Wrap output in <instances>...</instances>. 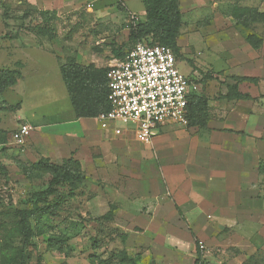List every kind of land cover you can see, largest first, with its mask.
<instances>
[{
  "label": "crops",
  "instance_id": "1",
  "mask_svg": "<svg viewBox=\"0 0 264 264\" xmlns=\"http://www.w3.org/2000/svg\"><path fill=\"white\" fill-rule=\"evenodd\" d=\"M132 1L135 0H26L30 7L55 13L57 17L69 9L76 11L86 7L87 14H91L88 19L95 39L104 43L108 38L111 42L107 48L113 60H106L108 67L119 60L114 58L116 49L112 48V40L116 37L109 35L113 24H120L121 33H127L128 38V28L144 19L141 1L136 0L140 2L138 13L129 9L128 3ZM178 1L182 22L177 38L180 53L187 41L197 37L205 39L206 43L217 41V49L224 51L222 42L231 46L224 60L226 69L218 74H213V70L200 69L186 59L190 63L186 65V76L191 80L193 92L207 101L208 120L204 127H183L166 122L157 127L150 143L145 144L136 140L129 131L122 136H115L110 130L95 131L86 123L95 122V118H76L69 101L73 115L66 123L70 126L68 130L41 136L33 135L37 129L33 128L27 140L34 136L30 147L40 148L42 155L50 158L57 156L60 162L74 157L79 161L85 178L98 177L101 188L118 205L113 216L121 217L120 220L132 230L138 229L141 236L139 247L150 250L153 257L167 255L173 248L175 252H184L192 257L198 252V243L202 242L206 250L204 264H245L249 259L260 261L264 259V99L260 97L263 93L260 87L264 86L262 48L255 50L246 43L248 29L237 26L231 12L229 18L221 14L226 0ZM115 6L117 11L112 13ZM225 8L226 11L231 10L230 6ZM118 13H123V16L119 18ZM220 20H231L233 28L239 33L221 31L218 26ZM193 25L211 27L212 31L208 28L202 34L189 31ZM240 36V43L235 42L234 45L230 41ZM14 40L19 43L11 46L13 52L23 53L24 59L14 64H21L22 80V70L28 57L25 49L33 46L35 58L44 59L49 54L46 48L49 39L37 34H20ZM209 46L214 45H206ZM213 48L209 47L207 51L212 52ZM181 56L184 58L183 53ZM55 59L58 72L60 66L70 60L68 57L64 62L60 58ZM75 63L84 66L92 64L98 69L108 68L87 60H75ZM199 69L206 74L211 73L210 80L198 83ZM242 78H256L258 82H237ZM218 84L221 85L216 87ZM232 86L237 87L239 94L248 95L251 99L229 96L228 88ZM91 146H98L99 149ZM30 147L25 144L31 157ZM94 151L97 153L94 154ZM206 255L216 259L215 262L205 261ZM255 262L252 261V264Z\"/></svg>",
  "mask_w": 264,
  "mask_h": 264
},
{
  "label": "rangeland",
  "instance_id": "2",
  "mask_svg": "<svg viewBox=\"0 0 264 264\" xmlns=\"http://www.w3.org/2000/svg\"><path fill=\"white\" fill-rule=\"evenodd\" d=\"M139 5L140 2L138 3L136 0L128 3L129 9L135 13L139 12ZM233 5L252 8L260 14H264V0H226L221 9V14L223 13L225 18H229L228 14L232 11ZM227 6L231 7L230 11H226L225 7ZM116 8L115 6L112 9V13L117 11ZM86 10V7L76 11L69 9L64 15L57 17L55 13H45L30 7L26 0H0L1 69L15 68L14 64L18 60L24 59L22 52L14 53L11 47L17 42L19 43L14 39L20 34L36 36V27L48 21L51 26L55 27L57 35V39L46 40L49 54H46L44 59L35 58L36 52L32 50L33 46L25 49V54L28 57L27 64L22 70L24 79L20 80L16 87L7 89L1 97L0 144L5 145L7 151L0 153V163L6 170V173H0V264L19 263L17 250L21 247V239L17 233L19 221L17 213L21 210L31 209L35 203L32 195L45 190L49 182L47 174L37 172L27 174L20 166L30 167L41 158H46L54 164H61L64 160L60 162V158L57 156L50 158L42 155L40 148H31L34 136L25 143L30 147V157L25 145L21 148L10 145L11 133L22 122L31 124L34 129L37 128L33 135L41 136L54 132L61 134L70 127L66 123L73 112L66 88L56 68L55 57L60 58L62 62L68 57L74 62L75 60L81 62L87 60L99 65L104 64L106 67L109 65L106 60H113V56H110V50L107 48L111 46L109 45L110 40L106 38L104 43H99V40L95 39L94 30L91 31L92 26L88 19L91 14H87ZM118 14L119 18L123 16V13L122 15ZM113 26L109 35L116 37L112 40L114 43L112 48H115L119 53V56H114V58L124 59L126 51L132 47L134 42L126 39L127 33H121L120 24H113ZM218 26L221 31L239 33L233 28L231 20H220ZM93 27L97 28L95 25ZM205 28L204 25H193L189 31H198L201 34L207 28L212 31L211 27ZM100 31H102L101 27ZM247 34L263 39L260 48H262V58H264V21L250 26ZM238 37L230 41H233L234 45L235 42L236 44L240 43L242 37ZM143 42L150 43L151 38L148 37ZM187 43L182 51L184 58H181L177 65L181 73L188 74L186 65L189 66L190 63L187 60H191L194 66L205 71H215L213 74H218L217 72L226 69L224 60L227 59L226 51L231 46L224 45L222 42V46L226 50L224 51L217 49L216 46L219 44L217 41L209 40L206 43L205 39L199 37L187 41ZM209 43L214 45L209 46L214 47L212 52L207 51L209 47L206 45ZM104 52L108 54L104 55ZM200 69V72H197L198 83L210 80L208 77L211 73L206 74ZM220 85L218 84L216 87ZM260 91H263L260 97L264 99V86L260 87ZM86 123L95 131L107 132L103 125L96 121V118L95 122ZM91 147L99 149L98 146ZM103 156L104 154L101 155V157ZM84 179L81 187L72 196L69 195L67 187H59L57 197L49 198V203H54L59 197L64 200L58 206L56 217H45L40 229H33V237L25 250V264H103L100 263L101 261H106L107 264H129V261L136 255L139 256V259L135 264H194L197 258L204 264L203 258L206 250L202 242L198 243V252L193 253L192 257L184 252H175V248L171 249L167 255L153 257L150 250L140 248L141 236L138 229L132 230V227L125 225L119 216L116 218L113 216L111 221L101 219L110 210L114 213L118 207L109 193L101 188V180L96 176L84 177ZM38 204L41 205V203ZM30 223L34 225L32 220ZM53 237L62 238L60 249L55 246L52 240V242L50 241V238ZM94 241L98 244V249L95 250L93 249ZM213 255L215 258V254ZM205 258L204 260L208 263L216 260L208 258L207 255ZM247 261L245 264H252Z\"/></svg>",
  "mask_w": 264,
  "mask_h": 264
},
{
  "label": "trees",
  "instance_id": "3",
  "mask_svg": "<svg viewBox=\"0 0 264 264\" xmlns=\"http://www.w3.org/2000/svg\"><path fill=\"white\" fill-rule=\"evenodd\" d=\"M140 1L144 8V19L128 28L129 33L127 40L136 44L150 37L151 42L146 44L149 46H167L172 50L176 60H181L180 48L177 45V38L179 37L182 25L179 1ZM231 17L235 21V24L243 29H248L255 23H262L264 21V14H260L257 10L248 7L235 6L231 11ZM36 33L37 36L45 37L50 41L57 38L55 27L51 26L48 21L36 27ZM245 41L255 50L259 49L262 44V40L251 34L245 37ZM114 52H116V56H119L117 50ZM20 68V63L15 66V69L0 68V106L2 104V94L7 89L14 87L21 79ZM107 70L108 68L98 69L92 64L88 66L80 65L71 60L60 66L59 72L61 79L66 88L67 96L76 118L93 119L99 114L109 110L107 102ZM239 81L256 84L258 79H237V82ZM230 93H233V95H230ZM228 94L234 99H251L248 95L239 94L236 86L229 87ZM206 108L207 101L204 97L194 92L189 93L187 97V126L204 127L208 120L206 117ZM6 151L7 148H4L0 150V153H5ZM20 168L27 174L37 172L49 176L47 188L32 195V199L35 200V203L32 205L31 209L21 210L17 213L19 219L17 223V233L21 239V247L17 250L19 259L18 264H25V250L33 237V229H40L45 217H56L58 206L64 200L59 197L54 203H49V198L57 197L59 187H67L69 189V195L72 196L73 193L81 187L84 174L79 161L74 157L64 159L61 164H54L46 158H41L30 167L20 166ZM0 173H6L1 163ZM38 203H41V205ZM101 219L104 221H111L113 219L112 211L110 210L107 214L102 216ZM30 220L33 221L34 225H31ZM51 240L55 243V246L60 249L61 243L63 242L62 238L53 237L50 238V241ZM95 242L96 241H94L93 244L94 250L98 249V244ZM138 259L139 256L136 255L129 261V264H135ZM252 260L253 259H249L247 263L252 262ZM255 261L257 262H255V264H264L263 259ZM100 263L107 264L106 261H101ZM194 264H202V262L197 258Z\"/></svg>",
  "mask_w": 264,
  "mask_h": 264
},
{
  "label": "built area",
  "instance_id": "4",
  "mask_svg": "<svg viewBox=\"0 0 264 264\" xmlns=\"http://www.w3.org/2000/svg\"><path fill=\"white\" fill-rule=\"evenodd\" d=\"M177 65L178 60L167 46L134 44L123 60L108 67L109 110L96 120L115 136L129 131L145 144L166 122L186 127L187 97L194 89ZM32 130L28 123L18 124L10 135L11 144L23 147ZM4 146L0 144V149Z\"/></svg>",
  "mask_w": 264,
  "mask_h": 264
}]
</instances>
